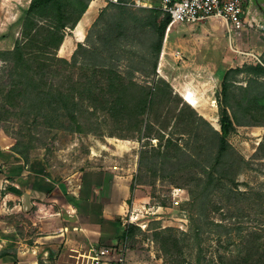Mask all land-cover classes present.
Masks as SVG:
<instances>
[{"label": "rangeland", "instance_id": "obj_1", "mask_svg": "<svg viewBox=\"0 0 264 264\" xmlns=\"http://www.w3.org/2000/svg\"><path fill=\"white\" fill-rule=\"evenodd\" d=\"M30 2L0 0V51L13 49L16 41L23 38V20ZM107 4L100 7V12ZM127 7L132 25L138 28L130 30L128 39L124 38L113 49L104 46L98 53L95 47L100 45L99 33L115 21L119 10H107L93 26L98 12L82 41L87 50L81 51L70 71L78 87H93L96 95L106 86L108 77L94 72L97 65L114 68L125 82L133 80L150 88L153 94L148 97L141 132L129 129L131 121L111 118L104 110L93 114L86 92L82 96L86 100L74 110L76 119L72 118L73 109L64 111L58 103L54 112L57 120L50 127L40 125V121L32 122L34 114L30 117L28 112L27 116L14 114L17 109L7 118L2 115L0 138L11 143L14 152L27 157L28 163L37 159L44 164L45 184L51 190L34 198L47 205L55 204L60 219L77 214L81 223L96 222L102 212L107 214L109 222L103 224V243H97L98 247L124 246L129 264H254L259 259L257 250L251 251L253 256L248 263H242V259L246 254V232L264 230V199L253 194L264 196V158H260L264 153L257 151L264 140V123H253L248 110L264 107L261 103H249L264 92V77L250 79L247 74L232 77L235 97L229 110L237 114L236 130L227 138L230 147L222 170L227 173L226 185L247 191V195L236 196L231 207L226 205L220 211L210 204L205 212L201 211L200 219L192 221L191 214L200 211L198 205H190V190L201 191L204 182L200 179L216 165L219 150L216 130L220 131L217 94L224 73L232 67L264 62V20L254 22L251 27L254 32L239 36L234 43L228 40L222 18L175 23L168 35L166 27L161 51L156 55L157 33L137 23L141 7ZM66 35H73V31ZM77 44L67 57H62L71 60ZM67 47L64 52L59 49V54L64 55ZM4 65L0 57V69ZM3 73L0 70V76ZM8 79L6 76L3 81ZM59 80L60 76L58 83ZM188 88L194 89L202 100L203 103L194 104L198 108L183 98ZM133 107L134 104L129 105L124 117H129ZM148 122L153 130L147 138L144 135ZM167 138L177 142L188 155L181 164L155 163V148L161 143L164 146ZM217 168L219 174L221 169ZM228 190L219 193L210 189L212 199L225 203L222 193ZM96 202L101 204V210L94 205ZM35 209L29 208L26 216L17 215L30 235L36 233ZM47 211L45 208L42 213L48 214ZM130 215L137 217L142 227L126 223ZM129 225L133 227L124 238ZM239 227L242 233L237 230ZM226 230L230 233L226 234Z\"/></svg>", "mask_w": 264, "mask_h": 264}, {"label": "trees", "instance_id": "obj_2", "mask_svg": "<svg viewBox=\"0 0 264 264\" xmlns=\"http://www.w3.org/2000/svg\"><path fill=\"white\" fill-rule=\"evenodd\" d=\"M90 1L92 0H31L23 20V38L16 41L13 49L0 51V57L5 62V65L0 69L5 72L0 76V92L3 93L2 103L0 104V119L7 118L8 115L13 114L17 109L18 112L14 114L19 115L20 113H24L27 116L26 112H28L29 117L30 114H34L32 122L37 123L40 121V125L44 124L50 127L57 120L54 112L57 109L58 103L62 104L61 109L64 111L70 112L73 109L71 113L72 118L76 119L74 110L82 104L83 100H86V98L82 99V96L88 92L89 100H87L90 104V111L93 114L98 110H104L111 118L116 120L126 119L127 122L131 121L130 125L132 126L129 129L141 132L145 121L143 116L146 114L148 108V97L153 94L150 88H145L133 80L125 82L118 72L114 71V68L107 69L105 66L97 65L94 67V72L102 73V75H107L108 77L106 79V86L100 88L97 93L98 95H96L93 92V87L87 89L78 87L70 71V67L77 63V56L81 51L87 50L83 42H78L71 60L58 54L66 34H70L76 27L78 21L87 10ZM107 2V6L100 12L93 26L104 17L107 10L117 9L119 13L115 17V21L109 22L104 31L99 33L100 45L95 47L98 53H101L100 48L104 46L110 45L109 48L113 49L112 46H117L124 38L128 39L130 30L138 28L137 25H132L127 5L110 0H107ZM138 12L141 13V17L137 20L140 27H150L157 33L158 39L154 50L156 55H159L166 27L171 22V16L169 13L161 10L159 6H155L154 8L141 7L138 8ZM73 13H76V15L71 18ZM68 29L70 32L67 31ZM87 67L90 66L88 65ZM238 74L250 75V79L264 77V62L232 67L226 70L223 75L221 89L217 94L220 131L216 130L219 137L216 165L213 169L207 171L205 178L200 179V181L204 182L201 191L190 190V205H198L200 211L196 214L192 211L193 213L190 216L192 221L200 219L203 216L201 211L205 212L210 204L215 211H220L226 205L231 207L232 200L236 196L238 197L240 194L243 196L247 195V191L238 190V188L234 189L231 186L228 187L226 185L227 173L222 170L223 160L230 147L227 138L236 130L235 121L237 114L236 112H231L229 108L233 97H235V91L232 89L234 86L232 77ZM6 76L9 78L7 82L3 81ZM58 76L61 77L59 83L57 81ZM73 82L74 84H72ZM89 83L91 82L89 81ZM78 88H80L79 91L76 90ZM133 88H136L135 91L132 90ZM78 97L82 100H76ZM253 102L264 104V92L249 101V103ZM130 104H134V107L129 108V117L126 118L124 117V113H127ZM30 110L35 111L34 113H30ZM248 113L253 118V123H264V107L257 109L249 108ZM2 115H4V118H2ZM258 115H261L262 118H259ZM199 117L202 118L201 115ZM26 120L25 123L29 122V120ZM152 130V124L148 122L147 133L144 137H150ZM159 135L163 138L162 134ZM162 145L161 143L158 148H155V153L153 154V158L157 164L160 162L163 165L167 162L173 163L174 161V164L178 165L188 156L184 152V149L177 142H173L171 138H167L164 146ZM257 151L260 154L264 153V140L259 143ZM24 158L28 162L27 157ZM260 158H264V154ZM217 167L221 169V171L219 170V174L216 173ZM213 188H215V192L219 193L223 192L225 188L229 189L228 193H222L226 197L225 203L222 204L221 200L214 201L212 199L213 193H211L210 189ZM8 189L19 192L15 186H10ZM50 190V188L47 189V191ZM253 194H257L258 198L264 199L261 193ZM198 200L199 202H196ZM219 225H222V222ZM132 227V225H129L128 229L125 230L123 234L124 238L130 233ZM258 227L254 226V228ZM237 230L240 233L243 232L240 227ZM263 231V229H251L244 235L246 236V254L242 259V263H248L253 256L251 251L257 250L259 251V259L254 264H264V233H261ZM225 233L228 234L230 231L226 230Z\"/></svg>", "mask_w": 264, "mask_h": 264}, {"label": "crops", "instance_id": "obj_3", "mask_svg": "<svg viewBox=\"0 0 264 264\" xmlns=\"http://www.w3.org/2000/svg\"><path fill=\"white\" fill-rule=\"evenodd\" d=\"M149 1L154 6H160L162 2V0ZM243 1L255 22L261 18L264 20V0ZM106 3H108L106 0L90 2L72 30L73 35H66L60 46V52H64L69 45L65 54H59L58 51L59 55L70 54L76 42L85 39L87 27L93 23L100 12V7ZM81 25L83 32L79 35ZM253 32L251 26L246 27L240 37ZM182 96L195 108H198L195 106L198 103H203L194 89H186ZM213 105L216 106L215 103ZM202 114L207 115L204 112ZM43 166L44 164L37 159H31L30 163L26 162L22 156L12 150L11 143L8 144L0 138V264H75L79 256L88 253L93 246H99L97 243L100 241L103 243V224L109 222L107 214L102 212L99 221L96 222L81 223L77 220L80 218L77 214L76 217L69 214L71 216L62 220L58 217L60 211L55 209V204L47 205L34 198L42 197L50 188L45 184L43 174L46 171ZM47 180L50 179L47 177ZM10 186H15L19 192L8 189ZM32 205L36 207V217L33 219L36 233L30 235L26 230L27 227L20 222L22 219L17 215H28L26 211L33 208ZM94 205L101 210V204L96 202ZM45 208L48 209V214L42 213Z\"/></svg>", "mask_w": 264, "mask_h": 264}, {"label": "built area", "instance_id": "obj_4", "mask_svg": "<svg viewBox=\"0 0 264 264\" xmlns=\"http://www.w3.org/2000/svg\"><path fill=\"white\" fill-rule=\"evenodd\" d=\"M123 5L154 8L149 0H110ZM161 10L171 16L173 23H198L211 17L222 18L226 23L228 40L233 43L247 26H253V19L250 11L245 8L243 0H162L159 6ZM249 16V19L247 17ZM126 223L137 224V217L129 216ZM75 264H129L127 251L120 245L93 246L89 252L79 256Z\"/></svg>", "mask_w": 264, "mask_h": 264}, {"label": "bare ground", "instance_id": "obj_5", "mask_svg": "<svg viewBox=\"0 0 264 264\" xmlns=\"http://www.w3.org/2000/svg\"><path fill=\"white\" fill-rule=\"evenodd\" d=\"M91 2V1H90ZM90 4V3H89ZM80 21V20H79ZM78 21V22H79ZM78 24V23H77ZM175 23H173V24H171L169 27H168V29H167V34L166 35H168L169 34V31L171 30V28H172V26L174 25ZM82 32H83V25H81L80 26V28H79V35H81L82 34Z\"/></svg>", "mask_w": 264, "mask_h": 264}]
</instances>
